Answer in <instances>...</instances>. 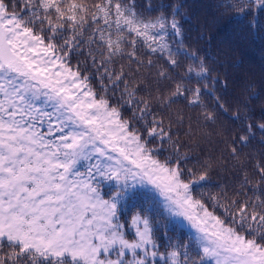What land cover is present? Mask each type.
I'll list each match as a JSON object with an SVG mask.
<instances>
[{"label": "snow or ice", "instance_id": "1", "mask_svg": "<svg viewBox=\"0 0 264 264\" xmlns=\"http://www.w3.org/2000/svg\"><path fill=\"white\" fill-rule=\"evenodd\" d=\"M219 7L264 31V0ZM182 8L0 0V264H264V151L245 152L264 104L252 85L228 97ZM137 185L195 234L170 235L151 200L127 208Z\"/></svg>", "mask_w": 264, "mask_h": 264}, {"label": "trees", "instance_id": "2", "mask_svg": "<svg viewBox=\"0 0 264 264\" xmlns=\"http://www.w3.org/2000/svg\"><path fill=\"white\" fill-rule=\"evenodd\" d=\"M161 0H153L154 4ZM164 3H180L183 5L182 23L184 25V42L190 49L197 50L201 56H207L208 64L215 69L222 81L226 80L228 87L226 92L230 99L245 95V89L252 85V91L259 93L261 99L253 101L252 107L257 114L260 113L261 104H264V31L249 30L247 20L241 21L240 17H233L219 7L222 0H163ZM264 24V17L260 18ZM238 122L228 121L221 128L203 129L202 132H212L207 139H201L197 151H214L221 147L220 137L216 135L220 131L222 135H229L231 129H235ZM185 125V130H186ZM211 141V142H210ZM264 151V144L259 142V135L245 152ZM218 155V152H214ZM227 177V173L222 174ZM154 191L136 188L135 193H129L130 199L127 208L133 204L145 205V201L151 200L159 214L157 219L161 225L167 224L170 235L187 240L194 235L192 230L176 221L164 211ZM128 215V213H125ZM167 217V219H165ZM170 221V222H169Z\"/></svg>", "mask_w": 264, "mask_h": 264}, {"label": "rangeland", "instance_id": "3", "mask_svg": "<svg viewBox=\"0 0 264 264\" xmlns=\"http://www.w3.org/2000/svg\"><path fill=\"white\" fill-rule=\"evenodd\" d=\"M139 187H141V186H139V185L136 186V188H139ZM141 188H144V189L146 188V189H148V190H152V191H154L153 194H155V196L159 199V203H160L161 207L163 208V197L160 196L159 193L155 192V190L152 189L151 186H143V187H141ZM111 189H112V185H111V184H105V185L103 186V191H105V192L110 191ZM171 218H172L173 221L178 222V218H174V217H171ZM179 224L185 225V226H187V227L190 228V226H188V224H187V221H183L182 219H180ZM190 229H191L192 232L195 234V229H192V228H190Z\"/></svg>", "mask_w": 264, "mask_h": 264}]
</instances>
